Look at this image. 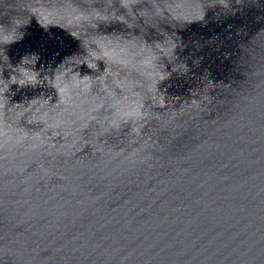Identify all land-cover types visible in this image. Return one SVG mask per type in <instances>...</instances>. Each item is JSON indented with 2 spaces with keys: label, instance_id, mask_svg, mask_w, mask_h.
<instances>
[{
  "label": "water",
  "instance_id": "water-1",
  "mask_svg": "<svg viewBox=\"0 0 264 264\" xmlns=\"http://www.w3.org/2000/svg\"><path fill=\"white\" fill-rule=\"evenodd\" d=\"M229 2L167 0L160 14L150 0L134 10L119 0H0V25L29 22L22 40L0 45V59L4 51L16 65L36 53L37 68L54 72L107 44L125 62L112 74L147 100L139 137L131 124L106 133L92 123L71 150L26 153L118 264H264V0ZM153 57L155 68L139 63ZM97 63L81 74L99 76L106 65ZM162 71L163 108L148 92ZM41 92L56 101L46 86L6 95L21 103Z\"/></svg>",
  "mask_w": 264,
  "mask_h": 264
},
{
  "label": "clouds",
  "instance_id": "clouds-1",
  "mask_svg": "<svg viewBox=\"0 0 264 264\" xmlns=\"http://www.w3.org/2000/svg\"><path fill=\"white\" fill-rule=\"evenodd\" d=\"M239 2L240 0H237V3ZM140 3L141 0H119V7L124 10H134L135 6ZM150 4L152 11L156 13L162 14L167 11V0H164L163 4L160 0H150ZM219 5L227 8L230 7V2L222 0ZM38 6L44 7L45 11L50 14L53 8L59 7V5L45 4ZM26 10L31 16L36 17L42 28L47 30L50 24L41 23L43 16L37 15L34 8ZM141 11L148 10L139 12ZM81 18L80 16L72 17L71 14L68 17L69 22L72 19ZM28 24L29 22L24 24L14 17L11 27L0 25V45H10L22 40L25 33L19 29L27 27ZM15 32L20 33L18 39L14 37ZM89 48L91 53L87 52L82 61L67 65L63 62L54 72L46 69L44 65L37 68L40 57L36 53L27 54L18 64L12 65L3 51V58L0 59L3 62L0 63V154H2L0 158H11L17 150L25 153L42 149L71 150L79 143L77 133L84 132L92 123L106 126V133L113 130L119 131L123 125L131 124V135L134 137L141 135L145 126L143 122L150 116V109L146 105L147 100L139 91L129 87L126 83L127 79L117 78L116 74H112L114 66L125 62L116 59L115 48L107 44L102 46L93 42ZM29 58L31 62L26 63L25 61ZM158 59V57H153L139 63L155 68ZM98 61H104L106 65L103 73L99 76L81 74L82 65L93 73L97 72L99 70ZM62 65H64L63 69L58 71ZM6 69L9 70L7 78L4 77ZM146 75L150 80L154 79L151 72ZM165 79H167L165 72H160L159 78L154 80L155 91L148 89L152 105L161 108L165 107L166 97L158 90V85ZM12 86H17V91L46 86L55 90L57 99L53 102L52 96H45L41 92L38 98L29 100L25 97L24 102L11 103L10 97L6 94L10 92ZM98 90H102L103 95ZM118 90L122 93L121 95H117ZM197 103V100L191 102L193 105ZM106 107V116L102 121H97L96 114ZM172 114L174 116L176 112ZM21 121H24L23 125ZM128 158L129 160L135 159L136 152L130 153Z\"/></svg>",
  "mask_w": 264,
  "mask_h": 264
}]
</instances>
